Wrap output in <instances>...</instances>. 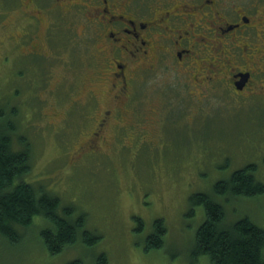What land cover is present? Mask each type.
<instances>
[{"label": "rangeland", "instance_id": "1", "mask_svg": "<svg viewBox=\"0 0 264 264\" xmlns=\"http://www.w3.org/2000/svg\"><path fill=\"white\" fill-rule=\"evenodd\" d=\"M16 1L0 0V109L15 121L14 146L29 148V181L38 192L60 199V213L69 208L73 219L84 216V227L98 240L86 244L81 234L76 243L52 254L43 231L57 229L38 215L28 227L18 229L21 237L16 244L0 237V264H101L102 258L106 264H212L209 256L193 253L206 212L191 197L201 193L224 206L230 224L247 216L264 229V193L219 196L215 189L218 182L229 180L247 165H256L254 176L264 184V82L260 89L253 86L247 91L243 101L212 102L218 108L205 112L213 114L205 123L173 113L174 124L164 130L162 125L155 128L156 147L139 144L132 130L117 131L112 123L103 152L77 156L88 133L84 125L94 112L87 92L92 89L105 108L109 84L95 80L97 66L91 67L94 62L86 53L74 58L79 65L70 66L79 46L63 47L66 67L50 60H31L28 66L16 60L12 46L17 44L10 43V38L19 39L24 32L18 20L22 11L7 10ZM4 22L7 30L2 28ZM21 70L25 73L20 74ZM44 77L49 78L48 87L41 89L39 80ZM169 78L172 73L164 74L162 80ZM77 101L83 107L79 112L69 108ZM154 106L149 100L143 103L148 109ZM132 113L136 116V108ZM160 114L164 117L165 111ZM159 219L166 224L164 244L148 251L147 240Z\"/></svg>", "mask_w": 264, "mask_h": 264}, {"label": "flooded vegetation", "instance_id": "2", "mask_svg": "<svg viewBox=\"0 0 264 264\" xmlns=\"http://www.w3.org/2000/svg\"><path fill=\"white\" fill-rule=\"evenodd\" d=\"M7 10L22 11L24 32L10 38L16 60L64 64L63 47L79 46L70 66L86 53L97 66L95 80L109 84L105 108L92 89L87 92L94 112L77 156L103 152L112 123L117 131L132 130L139 144L156 147L155 128L174 124L173 113L205 123L213 115L205 112L218 108L212 102L243 101L264 82V0H17ZM167 73L172 78L162 80ZM48 80L40 78L38 87L47 88ZM147 100L157 107H143ZM80 103L69 108L79 112Z\"/></svg>", "mask_w": 264, "mask_h": 264}, {"label": "trees", "instance_id": "3", "mask_svg": "<svg viewBox=\"0 0 264 264\" xmlns=\"http://www.w3.org/2000/svg\"><path fill=\"white\" fill-rule=\"evenodd\" d=\"M15 121L6 117L0 109V237L16 244L21 237L20 227H28L36 216L50 220L57 231L44 230L43 238L48 251L58 254L63 248L79 240L94 245L93 237L85 226V217L73 219L72 209L59 212L60 199L38 192L34 183L27 178L32 169L29 148L18 150L13 143ZM256 165H247L236 170L227 181L215 185L219 196L234 194L256 196L264 193V184L254 171ZM196 204H203L206 212L203 225L196 232L194 255H207L212 264H264V229L249 217L230 224L226 221L224 206L207 193L191 197ZM154 232L147 240V250L164 244L166 224L162 219L155 221ZM19 242V241H18ZM101 264H106L102 258Z\"/></svg>", "mask_w": 264, "mask_h": 264}]
</instances>
